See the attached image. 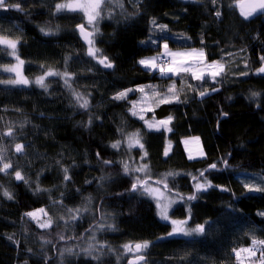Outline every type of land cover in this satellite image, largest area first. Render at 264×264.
<instances>
[{
    "label": "trees",
    "instance_id": "16d2710c",
    "mask_svg": "<svg viewBox=\"0 0 264 264\" xmlns=\"http://www.w3.org/2000/svg\"><path fill=\"white\" fill-rule=\"evenodd\" d=\"M65 1L8 0L19 3L23 11L0 8V35L18 40L17 55L27 78L49 68L73 74L71 89L59 76L45 80L47 91L0 83V145L13 164L12 175L0 173V264H127L123 245L144 241L150 244L142 253L143 264H238L233 249L250 247L253 237L264 240V216L259 215L264 213V191L245 189L246 183H261L240 179L241 173L254 182L258 175L264 178V77L256 72L264 55V14L244 19L237 0H218L215 7L211 0H140L137 9L133 0H119L123 7L108 2L110 16L102 14L95 34L100 54L114 64L105 69L87 55L88 45L75 30L77 24H84L81 15L55 12V4ZM216 8L222 13L219 20ZM153 18L167 25V31L157 30L151 24ZM41 28L53 34L44 35ZM152 32L171 48L203 49L207 62L223 63L224 71L215 83L208 78L194 80L191 75L162 78L145 71L138 60L154 52L150 44L143 45ZM13 62L0 47V69ZM245 72L248 75H242ZM9 79L0 71V80ZM173 83L183 102L155 107L152 102L159 97H153L147 86L165 94ZM138 87L145 88L155 108L146 120L173 117L169 133L148 130L144 121L131 115L132 102L144 94L132 91L124 100L112 99L117 92ZM204 89L209 94L201 99L198 90ZM73 91L88 99L87 110L78 106ZM252 92L260 95L252 98ZM9 127L14 139L2 135ZM137 130L148 154L144 160L141 150L129 151L126 142L120 150L111 148V143ZM190 136L200 137L203 158L186 157L182 139ZM167 142L171 149L166 157ZM16 143L27 145L22 154L16 153ZM97 153L111 163L103 164ZM122 161L130 167L147 163L153 185L166 173H177L167 178L171 197L193 194L197 182L193 176L202 181L200 172L205 169L213 185L229 190L213 187L196 193L195 200L182 199L170 218L187 219L189 228L204 224L205 232L169 237L172 224L158 218L154 202L145 194L128 191L135 176L146 177L125 175ZM211 164L217 169H209ZM65 167L71 177L67 182ZM15 170L21 171L27 184L15 179ZM38 185L43 190L35 192ZM157 186L164 190L163 184ZM5 189L13 199L3 196ZM41 208L53 222L47 229L24 215ZM69 209H81L79 218L69 220ZM100 224L105 227L99 228ZM89 245L95 249L92 255L83 251ZM67 248L75 254L66 253ZM243 254L250 264L260 257V252L255 257Z\"/></svg>",
    "mask_w": 264,
    "mask_h": 264
},
{
    "label": "snow or ice",
    "instance_id": "6c2138e0",
    "mask_svg": "<svg viewBox=\"0 0 264 264\" xmlns=\"http://www.w3.org/2000/svg\"><path fill=\"white\" fill-rule=\"evenodd\" d=\"M117 5L119 7H123L122 4L119 3V0H116ZM135 2V0H133ZM105 0H66V2H58L55 4V12L60 13L64 10L70 11V12H83L87 24H77L76 28L80 33V36L86 44L88 45L87 48V55L95 60L98 64H100L105 69H111L114 67V64L111 62V60L107 56H103L100 54V49L95 46V34L99 31L97 24H98V18L101 16V12L103 11L102 5H104ZM212 5L215 7L218 3V0H211ZM237 6L240 7V15L244 17V19H249L254 14H264V0H249L246 4H241L237 0ZM0 8L4 10H9L10 8H15L17 11H23V7L19 3L11 4L8 2V0H0ZM216 18L219 20L222 16L221 11L216 8L214 12ZM151 24L157 28L159 31H167V25L164 24H158L156 19L153 18L151 21ZM88 26H91V31H87L86 28ZM40 31L44 35H50L53 34L50 32V30H45V28H41ZM203 42V41H202ZM18 40H13L11 38H8L7 36L0 35V45L5 46L8 49H11L12 51L9 53L13 57H15L19 64H23L24 62L22 60H19V57L16 56V48H17ZM165 50L168 49L167 43L163 45ZM162 56H169L172 59L170 61L163 60ZM67 59H65V62L67 63ZM260 60L262 62L261 66L256 69L257 74H264V55H261ZM139 65L142 66L145 69L149 70H159L161 75L171 74V75H179L181 72L184 73H191V77L194 80H204L206 76H209L212 78L213 83L216 81V77L219 76L224 71V65L223 63H220L218 61H212V62H206L205 61V53L203 49H191L187 52H170L166 51L161 56L157 57H148L144 59H140L138 61ZM166 65V66H165ZM200 65H204L203 68H200L199 71L195 70L196 68H199ZM247 67V64L245 65ZM43 67V65H41ZM6 72H15L16 77L14 79L9 80H0V83L4 84H12V85H18L23 84L27 85L30 82L25 79L17 66L12 67H4L3 69ZM242 75H248L247 72L242 73ZM50 76H59L61 79L64 80V83L67 87L71 89V83L70 81L73 79V74L65 71V72H59L52 70L49 68L47 71H45L43 74L36 77L34 83L39 86L40 88L47 91L48 85L45 83V80L47 77ZM152 89V96L153 97H159L158 100H154L152 103L155 104V107H158L162 104H170V103H182L183 101L180 100V94L176 90V85L173 83L169 86L167 89V93L161 94L158 93L155 90V86H147ZM191 87V85H189ZM132 91H138L142 94V100H147L148 95L145 93L144 87H138L136 89H126L124 91L117 92L112 99L113 100H124L128 97V93ZM212 91H218V89L213 88ZM76 103L78 106L82 109L87 110L89 108V101L87 98L82 96L79 92H72ZM170 94V95H169ZM209 94V91L207 89L204 90H198V95L201 99H203L206 95ZM260 95L258 92H252L251 97L256 98ZM152 103H149L146 107L141 108L138 112L136 110L137 108V102H132V108L129 109L132 116L138 117L140 120L144 121L145 126L149 130H155V131H161L163 129L166 132H170L172 129L169 127L171 124V121L173 119L172 116H168L166 119L156 120L155 117H153L151 120H146L145 116L141 113L143 112H154L155 108L152 106ZM223 115H227V113H222ZM92 118H89L88 124L91 125ZM24 125L21 124L20 127H23ZM3 136L7 137H14V131L12 127H9L6 131L2 133ZM197 143L199 142V138H194ZM122 142H126L127 148L129 151L133 148L138 147L141 150V160H144L147 157V151L144 148V144L142 143V136L139 130L136 132L128 133L124 136V140L117 139L115 142L111 143V148L120 150ZM185 145L188 144L187 140L182 141ZM27 145L16 143L15 144V151L18 154H22L25 150ZM170 142L165 147L164 155L167 157L169 155L170 151ZM199 155L201 157L204 156L203 151L201 150ZM97 158L102 161L103 164H110L111 161L103 160L102 157H100V154L97 153ZM188 158L194 159L195 157L189 153ZM59 163V162H58ZM224 166L228 167L229 162L225 159L223 161ZM123 166V172L125 175H131L132 173H141L144 174V177L141 176H135L133 178V182L131 183L130 188L128 189L129 192L140 194H147L148 196L152 197L156 201V208L158 209V215L162 220L170 221L172 224V230L167 234L168 236L173 235H183V236H193V235H201L205 232V226L204 224H197L193 228L186 227L188 220H170L168 215V209L171 206V204L175 203V199H170L168 196L165 195V192H171V189L168 187L167 178L171 176L177 175L175 172H168L164 175V177L160 180L153 181L154 184L160 185L163 184L164 191H161L159 187H153L151 184H149L150 177H147V173L149 171V167L147 163L140 164L138 166L130 167L129 163L127 161H122ZM10 169H13V164L11 161L6 160V150L5 148L0 145V173H3L5 175H12V173L9 171ZM209 169H217L216 164L209 165ZM208 171V169L202 170L200 172V177L203 178V180H197L195 176H193V180H196L197 182L194 184V193L191 195H188L187 197H182L179 193L176 194V196L180 199H185L188 201L197 199L196 193L200 192H206L208 189L217 187L220 191H228L229 189L221 186V185H213L210 180H208L205 177V172ZM63 180L69 181L71 179L69 175V169L67 167L63 168ZM14 177L17 181H23L25 184L28 183V180L22 175L21 171L15 170L14 171ZM101 179H106V177H101ZM3 185H0V188H2ZM245 189L248 192H261L264 191V185L262 184H245ZM43 189L37 186L35 189V192H40ZM3 196L7 199L11 200L13 199V195L11 192H9L7 189L3 191ZM88 209L85 207L83 211H87ZM71 215L69 216V220H76L78 219V214L80 213L81 209L68 210ZM39 213L44 214L45 216L47 213L43 208L38 210ZM38 212L36 211H30L26 212L24 215L31 218L32 220L37 221V227L41 229H47L51 227L52 220L48 219L46 221H41L38 216ZM190 212V209H189ZM259 215L264 216V213H259ZM66 223L68 221H65ZM207 223V222H206ZM99 228L103 229L105 227L104 224L98 225ZM107 227L111 228L112 225H107ZM61 239H64L63 236L60 237ZM8 239L11 240L13 243H16V241L13 239L12 236H8ZM45 243H51V241H45ZM150 242L144 241V242H138L135 243L134 246L130 244L123 245V249L125 253H133V259H130L128 261V264H141V262L145 261V257L142 254L148 247ZM105 246L100 245V248L103 249ZM29 251H31L29 249ZM69 255H73L71 248H67L64 250ZM86 254L92 255L93 252H95V249L92 245H89L87 249L83 250ZM111 251V249H109ZM233 252L237 258V260H240L241 253H247L252 257H255L257 252H260V257L258 262H255V264H264V240H257L256 238H252V243L250 247L242 248V249H233ZM139 254V255H136ZM93 259H99L97 256H93Z\"/></svg>",
    "mask_w": 264,
    "mask_h": 264
},
{
    "label": "rangeland",
    "instance_id": "374dc122",
    "mask_svg": "<svg viewBox=\"0 0 264 264\" xmlns=\"http://www.w3.org/2000/svg\"><path fill=\"white\" fill-rule=\"evenodd\" d=\"M121 1V0H120ZM183 1H185V0H183ZM66 2V1H65ZM108 2H110L113 6L115 5V2H116V0H107V2H106V0H105V3H104V5H102V8H103V11L101 12V16L98 18V24H97V27L99 26V23H100V20H101V17H102V14H104V16H110V14L107 12V5H109V3ZM141 3V1L140 0H135V2H134V6H135V9H137L136 7H137V5H139ZM64 12H70V11H67V10H64ZM72 13V12H71ZM74 13H78V14H80L81 15V17H82V21L84 22V24H87V20H86V18H85V16H84V14H83V12H79V11H76V12H74ZM87 29L88 30H90L91 31V26H88L87 27ZM158 35L159 34H156L155 32H152L151 34H150V36H149V38H148V40H147V43H144L143 45L144 46H146V45H151L153 48H154V52L152 53V54H150V55H148V56H144V57H142V58H140V59H144V58H148V57H157V56H161L162 54H164L166 51H170V52H187V51H190L191 49H193V48H183V49H174V48H171L170 47V45H169V43L167 42V41H164V40H161V42H159V38H158ZM165 43H167V45H168V49L167 50H165V48L163 47V45L165 44ZM0 47H2V48H5L6 49V51H7V53H8V56L11 58V59H13L14 60V62H13V64H11V65H7V66H4V67H12V66H17L18 67V69H19V71H20V73H21V75L25 78V79H27L30 83L29 84H27V85H23V84H18V85H12V84H4V86H6V87H11V88H15V87H18V88H26V87H30V86H37L35 83H34V81H35V79L36 78H27L25 75H24V73H23V67H24V63L23 64H19V62H18V60L15 58V57H13L12 55H10L9 53L12 51L11 49H8V48H6L5 46H3V45H0ZM194 49H196V48H194ZM197 50H199V49H197ZM204 53H205V51H204ZM16 56H18L17 55V48H16ZM162 57H165V58H167V59H169V60H171L172 58L171 57H169V56H162ZM139 59V60H140ZM20 60V59H19ZM138 60V61H139ZM205 61L207 62V60H206V53H205ZM262 63V62H261ZM139 64V63H138ZM4 67H2L1 69H0V71L3 73V74H6V75H10L11 76V79H14L15 77H16V73L15 72H6V71H4L3 69H4ZM204 67V65H200L199 66V68H196L195 70H197V71H199V69L200 68H203ZM141 68H143L142 66H141ZM145 71H147V72H150V73H158V76H160V77H162V78H169V77H179V76H183V75H191V73L189 72V73H184V72H181L179 75H171V74H166V75H161V73L159 72V70L157 69V70H149V69H145V68H143ZM50 77H52V76H50ZM47 78H49V77H47ZM46 78V79H47ZM205 78H208V79H210V80H212V78L211 77H209V76H206ZM204 78V79H205ZM37 87H39V86H37ZM142 98V97H141ZM139 99L138 101H137V108H136V110L139 112L140 111V109L141 108H144V107H146L149 103H151V100H150V98H147V100H142V99ZM149 112H143V113H141V114H143L145 117L147 116V114H148ZM138 118V117H137ZM170 127V126H169ZM147 128V127H146ZM148 129V128H147ZM149 130V129H148ZM152 131H155V130H152ZM161 131H164L163 129H161ZM164 132H166V131H164ZM166 133H169V132H166ZM196 137H198L199 138V142L197 143V141L194 139V138H196ZM184 140H187L188 141V144L187 145H185L183 142H182V145H183V149H184V152H185V154H186V157L188 158V156H189V153H191L195 158L194 159H191V160H196V159H200V158H203V157H201L200 155H199V153H200V151L202 150L203 151V153H204V149H203V145H202V142H201V139H200V137L199 136H190V137H186V138H184V139H182V141H184ZM169 144V142H167L166 143V146ZM170 149H171V147H170ZM170 152V151H169ZM205 154V153H204ZM189 159V158H188ZM190 160V159H189ZM259 177H257L258 178V182H254V181H252V180H250L249 179V177L248 176H246V175H244L243 173H241L240 174V179L241 180H243L244 182H250V183H264V178L261 176V175H258ZM153 187H159V186H157V185H153V184H151ZM160 188V187H159ZM160 190L161 191H164L162 188H160ZM148 198H150L153 202H154V204H155V206H156V201L152 198V197H150V196H148L147 194H145ZM165 195L166 196H168L170 199H175L176 200V202L175 203H173V204H171V206L169 207V209H168V215H169V213L171 212V210L173 209V208H175L177 205H179V203L180 202H183V200L182 199H179L178 197H171L170 196V193H167V192H165ZM156 211H157V216H158V218L160 219V220H162L161 218H160V216L158 215V209L156 208ZM38 212V211H37ZM38 216H39V219L41 220V221H46V220H48L49 219V217L46 215H44V214H41V213H39L38 212ZM30 221H32L33 223H36L37 224V221H35V220H32L31 218H29V217H27ZM169 218H170V216H169ZM170 220H172L171 218H170ZM162 221H166V220H162ZM167 222H170V221H167ZM186 227H187V225H186ZM171 230H172V228H171ZM169 237H186V236H183V235H173V236H169ZM187 237H192V236H187ZM122 254L124 255V256H126V257H133V253H125L124 252V249L122 250ZM235 258H236V256H235ZM236 262L238 263V264H250V263H247V262H245V258H244V254L243 253H241V257H240V260L238 261L237 260V258H236Z\"/></svg>",
    "mask_w": 264,
    "mask_h": 264
},
{
    "label": "water",
    "instance_id": "95a60500",
    "mask_svg": "<svg viewBox=\"0 0 264 264\" xmlns=\"http://www.w3.org/2000/svg\"><path fill=\"white\" fill-rule=\"evenodd\" d=\"M249 2V0H242L240 3L241 4H246V3H248ZM239 9H240V7H239ZM77 32H78V34L80 35V33H79V31L77 30V28L75 29ZM86 30L87 31H90V30H88L87 28H86ZM81 37V36H80ZM84 40V39H83ZM262 64V63H261ZM261 66V65H260ZM261 77H264V74H259ZM139 255V254H138ZM145 257V256H144ZM130 259H133V258H130ZM129 259V260H130ZM128 260V261H129ZM128 261H127V264H128ZM145 261H146V258H145ZM145 261H143V262H141V264H143Z\"/></svg>",
    "mask_w": 264,
    "mask_h": 264
},
{
    "label": "built area",
    "instance_id": "2783aa9c",
    "mask_svg": "<svg viewBox=\"0 0 264 264\" xmlns=\"http://www.w3.org/2000/svg\"><path fill=\"white\" fill-rule=\"evenodd\" d=\"M163 60H167V59H165V58H162ZM167 61H169V60H167Z\"/></svg>",
    "mask_w": 264,
    "mask_h": 264
}]
</instances>
